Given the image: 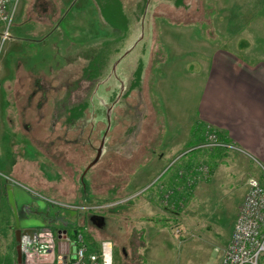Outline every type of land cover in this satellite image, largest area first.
Instances as JSON below:
<instances>
[{
    "label": "rangeland",
    "instance_id": "374dc122",
    "mask_svg": "<svg viewBox=\"0 0 264 264\" xmlns=\"http://www.w3.org/2000/svg\"><path fill=\"white\" fill-rule=\"evenodd\" d=\"M25 1L0 38V183L26 184L65 216L121 202L101 213L118 264H220L247 181L261 179L264 166L233 145L200 146L211 128L195 120L207 76L201 70L204 55L220 48L264 61V0H148L149 12L167 7L146 14L145 25L147 0H94V8L84 0L73 39L71 29L45 27L40 4L29 12ZM153 18L156 31L148 27ZM168 24H175L173 53L165 56L167 76L155 83L157 45H150ZM78 105L83 112L72 118ZM191 119L194 129L184 127ZM133 203L141 207L129 215ZM142 209L158 222L147 236L130 235L128 219ZM8 218L0 207L2 250L14 245Z\"/></svg>",
    "mask_w": 264,
    "mask_h": 264
},
{
    "label": "crops",
    "instance_id": "0c3cea01",
    "mask_svg": "<svg viewBox=\"0 0 264 264\" xmlns=\"http://www.w3.org/2000/svg\"><path fill=\"white\" fill-rule=\"evenodd\" d=\"M83 1L84 0H26L25 4L27 8L26 10L29 12H34L35 7H38V4H40L42 13L45 16L42 24H44L45 27L47 26L50 28L51 31L59 29H71L72 31H70V35H72L71 37L73 39L77 37L75 30H78L79 28L77 23V21H79L77 15L78 13H82L85 9L84 7L82 8L80 6ZM88 1L91 3L92 8H94L95 1ZM131 2L132 0L130 3ZM147 2L148 0L145 1V16L144 18L140 19L144 25L147 17L146 14L150 13V15H153L154 11L156 14V12L161 10V8L165 9L167 7L165 4L161 6L159 5L155 7L156 10L153 9L149 12L148 6H146ZM55 14L57 17L53 18V15ZM92 14L94 15V12H92ZM153 19L148 21V27L149 30L156 31L155 28H150V26L152 27L155 23L156 18ZM66 24H70V26H67ZM157 32L158 39L155 38L157 39V42H155V40L152 41L150 46L153 47L154 45H157L155 49V55L157 56V60L159 62L153 67V73H155V83H160L161 81H164V76H167L168 74L165 73L167 68L164 66H166L165 59L167 57V51H170V48L168 47L170 34L175 35V24L173 26L169 24L168 26L162 25L161 27L157 28ZM70 42L76 44V41ZM226 50V48H220L217 50L218 52L216 51L213 55H209V52L204 55L205 62L203 64V70H201V73H207V76L198 104L197 119H194L199 121V125H209L211 128L215 129L218 133H220V135H222L221 138L224 141H226L231 146H235L242 153L246 154L252 159H255L258 163H260L261 166H264V61L248 60L244 62L241 60L240 56L230 52L229 50ZM219 52L220 54H217ZM225 55L230 57H226ZM198 67L199 69H202L201 64H199ZM156 73H159L160 76ZM160 88L161 84L159 86L158 93H160ZM167 121L173 122V124L176 123L175 119H167ZM195 123L196 121L191 119L188 120V123L183 126L194 129ZM179 166V164L175 165L176 171ZM3 170L7 172L8 168H3ZM176 171L175 189L178 191L179 195L180 191L178 189L182 179L177 178L182 177H177ZM21 181L24 183L25 180L20 178V183H22ZM0 184V207L7 211V214L9 215L8 221L11 222L9 226L12 228L14 236V245L13 247L11 246L12 249H9L6 245H3V250L0 248V264H19L17 262L18 243L21 244V260L23 259L25 264H49L58 253H66L67 250L72 247L71 244L68 245L65 242L64 238H59L56 240V243L54 242L55 247L52 249L50 246H48L50 242L53 243L51 235L48 233L43 235L40 240L33 242L31 239L33 236H31L29 233H22L21 230L19 241L16 240V235L14 232L17 228H20L18 221L26 220L25 217L42 219L41 216L36 214L32 215L34 214L33 211H39V206L34 201L35 196L32 193L30 194L31 191L28 190V186L23 184L25 186L23 187V185L20 184L26 193H22L25 197L24 199H26L27 196L30 199L27 203H20L18 208L19 211H17L16 206L18 205L15 199V195L18 193L17 185L14 186L10 184V182L2 179ZM136 206L141 207V205L138 203L128 205L126 210H129V215L131 210L137 209L135 208ZM43 207L44 210L48 209L46 206ZM151 208L153 209V206H151ZM53 210H55V208L50 210L48 209L50 216L57 214L56 212L53 213ZM142 210L143 211L138 214L137 220L128 219L129 226L127 228L128 232H130V235L131 232H135L136 235L140 234L139 236H147L150 233L148 228H151L153 225L152 222H158V220H156L157 217H151L152 214L149 215V213H147L148 211L144 209ZM75 218L78 220L79 226L84 227V229H81L82 232H79L83 234L84 242L88 252L97 251L100 241L103 239H109L105 236L110 230H112V228L110 227V223L108 224L106 218L105 224L102 227H96L89 219H87V217L85 218L82 215H78ZM138 221L140 224L137 223ZM148 221H150L151 225H147ZM128 232L126 231L125 235ZM73 238L74 237H71V239ZM129 238L128 241L130 240ZM128 245L130 244L128 243ZM115 247L116 246L114 244L113 264H118L121 261V255ZM127 247L128 246L126 242L125 248L128 252Z\"/></svg>",
    "mask_w": 264,
    "mask_h": 264
},
{
    "label": "built area",
    "instance_id": "2783aa9c",
    "mask_svg": "<svg viewBox=\"0 0 264 264\" xmlns=\"http://www.w3.org/2000/svg\"><path fill=\"white\" fill-rule=\"evenodd\" d=\"M17 3L18 0H0L1 44L8 36V25L15 14ZM209 132L207 140L200 146L208 148L231 146L222 143L216 131ZM197 171L206 174L207 167L200 166ZM120 203L116 201L85 208L93 213H102ZM64 239L68 245L72 244V247L66 253H58L50 264H113L111 241L103 240L97 251L88 252L80 233L73 240L66 237ZM49 246L52 248L53 243L50 242ZM220 264H264V169L261 179L250 177L247 181V190Z\"/></svg>",
    "mask_w": 264,
    "mask_h": 264
},
{
    "label": "water",
    "instance_id": "95a60500",
    "mask_svg": "<svg viewBox=\"0 0 264 264\" xmlns=\"http://www.w3.org/2000/svg\"><path fill=\"white\" fill-rule=\"evenodd\" d=\"M102 144L103 141H101L100 146L97 149V153L95 158L93 159V161L91 162V164L96 163L99 160V157L101 155V151H102ZM16 186V185H14ZM18 188V194L23 195L22 193H25V190L22 187L17 186ZM26 194V193H25ZM30 195V194H29ZM34 201L37 203V205L39 206V211H33L34 214L41 216L42 219L40 218H33V217H25L26 220L22 221H18V225L20 226V228H17L15 230V235H16V240L19 241V235L20 232L22 230V233H29L31 236L34 235V233L37 232L38 228L42 229L44 226H47L48 228H51V226L57 222L62 223V218L58 219L56 217V215H51L49 214L48 210H44L45 203L43 202V200H41L40 198H35L34 197ZM43 205V206H42ZM91 223L93 225H95L96 227H102L105 223V218L101 215H92L90 216ZM64 225V224H63ZM23 227V229H22ZM58 233H60L61 229H55ZM17 251H18V258H17V262L19 264H24L23 263V259L22 258V254H21V244L18 243L17 245Z\"/></svg>",
    "mask_w": 264,
    "mask_h": 264
},
{
    "label": "flooded vegetation",
    "instance_id": "af4514ba",
    "mask_svg": "<svg viewBox=\"0 0 264 264\" xmlns=\"http://www.w3.org/2000/svg\"><path fill=\"white\" fill-rule=\"evenodd\" d=\"M27 197H26V199H24L25 198L24 195L21 196V194L16 193L15 199H16V203L18 205V206H16L17 211H19L18 208H19V204L20 203L24 204L25 202L26 203L29 202L28 200L30 198L29 197L27 198ZM46 210H48V209H46ZM49 210H50V207H49ZM62 210L63 209L55 208V210H53V213H55V212L57 213L56 217L58 219L62 218V223L64 225L61 224L60 222H57V223L53 224L51 228H48V227L44 226L42 229L38 228L37 232L34 233V236H35L36 234L44 233L46 231V229H47L49 232H45V233H50V235H51V239L53 241L52 249L55 247L54 244L56 243V240L59 239L62 235L65 236L68 239H71V237H74L78 233V231H81L82 228L84 229L83 226H81V227L79 226L78 220L75 218L78 215H81L84 211H76L75 213H73L72 210L68 209L67 213H66L67 216H65L64 213H61ZM86 211L89 212V210H86ZM86 214H87V216H84V215H82V216H84L85 218L87 217V219H90V216L93 215V212L92 213H86ZM32 215H35V214H32ZM101 215L104 216V214H101ZM55 229H61L60 230L61 232L58 233ZM39 240H40V238H39Z\"/></svg>",
    "mask_w": 264,
    "mask_h": 264
},
{
    "label": "trees",
    "instance_id": "16d2710c",
    "mask_svg": "<svg viewBox=\"0 0 264 264\" xmlns=\"http://www.w3.org/2000/svg\"><path fill=\"white\" fill-rule=\"evenodd\" d=\"M83 108H81L79 105L75 109H72L71 111V117L76 118L77 116L80 117V114L83 112ZM73 114V115H72Z\"/></svg>",
    "mask_w": 264,
    "mask_h": 264
},
{
    "label": "bare ground",
    "instance_id": "6f19581e",
    "mask_svg": "<svg viewBox=\"0 0 264 264\" xmlns=\"http://www.w3.org/2000/svg\"><path fill=\"white\" fill-rule=\"evenodd\" d=\"M15 185V184H14ZM21 187V186H20ZM92 213V212H91Z\"/></svg>",
    "mask_w": 264,
    "mask_h": 264
}]
</instances>
